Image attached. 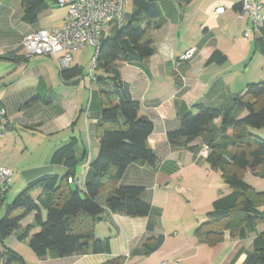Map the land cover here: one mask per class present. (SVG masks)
I'll list each match as a JSON object with an SVG mask.
<instances>
[{
	"label": "crops",
	"instance_id": "0c3cea01",
	"mask_svg": "<svg viewBox=\"0 0 264 264\" xmlns=\"http://www.w3.org/2000/svg\"><path fill=\"white\" fill-rule=\"evenodd\" d=\"M155 1L159 16L143 17L140 22L142 27L155 25L149 33L154 54L145 69L129 64L118 67L131 98L139 104L138 116L153 124L147 143L157 162L154 167L145 162L129 165L116 186L141 187V199L150 204L149 215L132 218L105 209L94 234L109 239L108 254L38 258L27 241L19 242L12 235L4 246L18 253L25 264H104L118 257L125 258L124 264H244L254 238L264 229V225L258 226L242 239L225 231L223 240L211 247L198 242L193 231L206 221L205 213L197 214L198 207L208 211L229 188L219 173L210 175L207 151L200 139L178 149H172L167 141V133L179 127L177 105L229 103L248 84L264 81V57L255 45L257 30L248 19H237L242 0ZM47 3L48 8L30 24L22 20L21 0H0V109L4 110L0 117V166L13 172V184L0 204V213L11 202L10 188L17 192L44 174L61 177L66 173L62 165L52 164L51 157L70 138L77 139V157L85 154L76 166L75 181L85 182L88 166L98 151L95 128L101 98L94 75H84L81 69L78 78L63 80V68L79 66L72 55L66 67L51 56H23L24 37L62 25L65 11L51 0ZM217 8L222 10L215 13ZM261 12L264 16V0ZM247 31L250 33L245 37ZM189 48L193 49L192 58L180 62V55ZM215 52L225 56L222 64L207 63ZM8 55L14 60L3 59ZM214 123L218 125L219 120ZM246 176L254 178L247 173L245 180ZM111 191L112 184L106 182L96 197L97 204L104 207ZM203 195H211L206 203ZM33 219L34 213L20 226L30 225ZM147 224L153 226L152 232L146 230ZM158 236H163V243L155 252L131 255L147 239Z\"/></svg>",
	"mask_w": 264,
	"mask_h": 264
},
{
	"label": "trees",
	"instance_id": "16d2710c",
	"mask_svg": "<svg viewBox=\"0 0 264 264\" xmlns=\"http://www.w3.org/2000/svg\"><path fill=\"white\" fill-rule=\"evenodd\" d=\"M131 2V13L125 14L122 25L113 26L104 34L95 54L93 75L101 98L95 128L98 151L88 166L85 182L77 187L74 180L76 166L85 154L77 157V139L72 137L51 157L52 164L62 165L66 173L61 177L54 173L44 174L30 181L6 205L0 218V264H25L18 253L4 246L12 235L19 242L27 241L38 258L108 254L109 239H100L94 234L95 225L105 209L132 218L149 215L150 204L141 199V187L116 186L129 165L145 162L154 167L157 162L147 143L153 124L138 116L139 104L131 98L118 67L129 64L145 69L155 52L154 41L149 35L155 25L146 23L142 27L140 22L143 17L157 18L159 10L155 0ZM21 6L22 20L33 24L38 14L48 8V3L46 0H21ZM255 29L256 50L264 57V18ZM3 59L14 60V57L8 55ZM224 61L225 56L215 52L207 63L222 64ZM80 75V66L61 70V78L65 81ZM177 116L178 129L167 133L170 147L188 148L190 142L200 139L207 147L206 163L211 170L220 173L229 188L228 194L213 201L206 221L194 229V237L209 247L220 243L225 231L232 238H245L264 225V190L256 191L244 179L248 173L264 180V139L250 131L264 130V82L248 84L241 95L218 106L177 105ZM215 120H219L218 125ZM106 182L112 184V191L102 207L97 204L96 197ZM8 190L9 187L0 186V204L6 201ZM32 213L33 222L21 227L20 222ZM146 230L152 232L153 226L147 224ZM162 243L163 236L151 237L131 255L148 256ZM124 262V257H118L104 264ZM244 264H264V229L254 238Z\"/></svg>",
	"mask_w": 264,
	"mask_h": 264
},
{
	"label": "built area",
	"instance_id": "2783aa9c",
	"mask_svg": "<svg viewBox=\"0 0 264 264\" xmlns=\"http://www.w3.org/2000/svg\"><path fill=\"white\" fill-rule=\"evenodd\" d=\"M56 7L65 10V17L58 29H38L22 41L23 56L32 58L51 56L61 67H66L71 61V53L86 46L94 49L92 69L95 67V54L104 34L113 26L124 22V5L128 0H51ZM263 0H242L237 13V19H248L253 27L263 20L261 15ZM222 9L217 8L215 13ZM249 31L244 36L249 35ZM193 55V49H186L180 55V62H188ZM4 110L0 109V117ZM13 178L11 169L0 166V186L9 187ZM70 182V181H69ZM77 187L82 183L76 182Z\"/></svg>",
	"mask_w": 264,
	"mask_h": 264
},
{
	"label": "rangeland",
	"instance_id": "374dc122",
	"mask_svg": "<svg viewBox=\"0 0 264 264\" xmlns=\"http://www.w3.org/2000/svg\"><path fill=\"white\" fill-rule=\"evenodd\" d=\"M46 1H49V0H46ZM131 7H132V2H131V0H128L127 3L124 5V12L127 13V14L131 13V11H132ZM57 8L61 9V10H64L63 8H59V7H57ZM261 15H262V12H261ZM77 51H78L77 53H71V55H72V57H74V60L76 62H78L80 68L83 70L84 75L93 74L92 61H93V56H94V49L92 47L86 46V47L81 48L80 50H77ZM262 82H264V81H262ZM250 131H253L254 134H256L257 136H259L262 139H264V130L250 129ZM204 149L207 151V147L206 146H204ZM208 170L210 171V175H212L213 170H211L210 168H208ZM214 172H217V171H214ZM217 173H219V172H217ZM218 175H220V173ZM220 178H221V175H220ZM246 181L249 184H251L253 187H255L256 190H264V181H261L260 179L256 180L254 178H251L250 176H246ZM10 184H13V183L11 182ZM11 187H12V185H11ZM24 189H25V187L23 189H20L19 191L16 192L17 189H15V187H13V189L10 188L11 199L8 202H10L13 198H15V196L20 194ZM210 196L203 195L202 196L203 202L206 203V201H205L206 198L207 197L210 198ZM211 209H212L211 206H209L208 207V211L209 210L211 211ZM187 210H188V208L186 209V211ZM208 211L204 210V207H198L197 214L198 215L201 214V213H205L206 214V212H208ZM3 214H4V207L1 208L0 218L3 216ZM195 214L196 213H193V216Z\"/></svg>",
	"mask_w": 264,
	"mask_h": 264
}]
</instances>
